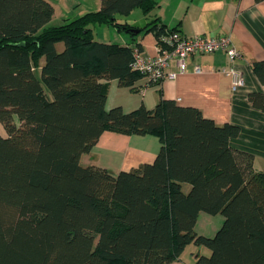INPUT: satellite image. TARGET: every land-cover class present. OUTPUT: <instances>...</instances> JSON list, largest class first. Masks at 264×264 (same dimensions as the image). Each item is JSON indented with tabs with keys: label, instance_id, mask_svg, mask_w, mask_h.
<instances>
[{
	"label": "trees",
	"instance_id": "obj_1",
	"mask_svg": "<svg viewBox=\"0 0 264 264\" xmlns=\"http://www.w3.org/2000/svg\"><path fill=\"white\" fill-rule=\"evenodd\" d=\"M100 2L51 26L46 0H0V264H175L188 245L211 252L195 264H264V172L230 148L237 126L171 100L106 109L110 81L135 91L143 78L132 67L141 47L98 42L92 27L133 41L152 33L161 47L177 29L158 17L117 22L135 9L150 16L155 0ZM252 70L264 84V61ZM248 100L264 111L262 94ZM104 132L154 135L161 147L152 163L117 175L83 167ZM200 213L224 218L213 237L195 232Z\"/></svg>",
	"mask_w": 264,
	"mask_h": 264
},
{
	"label": "crops",
	"instance_id": "obj_2",
	"mask_svg": "<svg viewBox=\"0 0 264 264\" xmlns=\"http://www.w3.org/2000/svg\"><path fill=\"white\" fill-rule=\"evenodd\" d=\"M46 1L54 7L50 23L57 16L70 21L84 13L98 11L101 7L100 0H71L68 8L60 7L57 12L54 0ZM155 1L157 5L150 16L129 14L124 17L125 20L137 22L141 19L147 24L158 17L167 29L176 28L187 38L229 35L240 57L232 61L223 52L193 55L187 58L184 73H177L175 62L170 61L167 72L177 73L175 79H165L157 86H148L146 79L142 78L135 84V91L119 87L117 81H110L106 109L120 107L128 113L144 106L152 110L161 100L196 108L218 126H237L239 134L230 139V148L252 156L254 171L264 172V111L254 108L248 100L252 93L264 96V84L258 81L252 70V64L264 61V0L258 3L255 0ZM68 2L63 0V3ZM81 3H84L83 7ZM76 6H80L79 11H73ZM100 33L96 37L98 42L132 47L138 44L143 56L152 58L158 54L157 40L152 33L138 36L134 41L123 34L114 35L112 40L106 41ZM56 48L62 51L63 44H58ZM43 64L44 60L41 61ZM232 74L239 76V85H233ZM160 147V141L154 135L128 136L104 132L91 152L81 156L80 164L83 167L102 168L117 175L152 163ZM182 190L188 193L190 186L183 185ZM223 221L221 215L200 213L194 230L199 235L211 237ZM210 253L206 248L188 245L175 264H195L197 256L208 257Z\"/></svg>",
	"mask_w": 264,
	"mask_h": 264
},
{
	"label": "built area",
	"instance_id": "obj_3",
	"mask_svg": "<svg viewBox=\"0 0 264 264\" xmlns=\"http://www.w3.org/2000/svg\"><path fill=\"white\" fill-rule=\"evenodd\" d=\"M161 42L163 46L158 45V54L152 58L143 56L142 52L137 48L133 50L134 60L132 67L146 79L148 86L159 85L165 79H175L177 73H184L186 60L193 55L223 52L232 61L240 57L229 35H223L218 38H207L204 36L187 38L179 32L173 31L162 37ZM170 61L175 62L177 73L167 72ZM196 71H199V68H196ZM232 75H234L233 85H239V76Z\"/></svg>",
	"mask_w": 264,
	"mask_h": 264
},
{
	"label": "rangeland",
	"instance_id": "obj_4",
	"mask_svg": "<svg viewBox=\"0 0 264 264\" xmlns=\"http://www.w3.org/2000/svg\"><path fill=\"white\" fill-rule=\"evenodd\" d=\"M50 1H52V0H50ZM54 1H55V3H57L56 4L57 12L59 11L58 8L63 7V6L68 8L69 7V3H71V0H69L68 3H63V0H54ZM80 6L83 7L84 3H81ZM80 6L79 7L76 6L75 8H73V11H79ZM135 14H137V17H140V16L143 15L139 9H135L134 11H132L130 13L131 16H134ZM124 17L125 16H117V22H119V23H128L131 26H133V25L134 26H139V25L142 26V25H146L145 23L147 22L145 20L142 21L141 19L137 20V22H133V21L127 22ZM149 19H150V17H148V21H149ZM65 22H66V20H62L59 16H57V18H55L52 21V23H50V25L51 26H60V25H63ZM92 31H93V36H94L95 40H96V37H99L98 36V32H101L100 34L103 35V37L106 39V41H108V39L112 40L114 35L118 36V35L123 34L124 36L129 37V34L124 33V32H119L116 28L111 27V26H94V27H92ZM141 35H145V34H141ZM105 43H107V42H105ZM35 73L37 74L38 77H40V71L39 70H36ZM48 95L51 96L49 92H48ZM15 123L18 124L17 120H16ZM0 135L2 137H6V132H5L4 127H3V125L1 123H0ZM198 229H200V228H198ZM213 236H211V237H213ZM205 237H207V236H205Z\"/></svg>",
	"mask_w": 264,
	"mask_h": 264
}]
</instances>
